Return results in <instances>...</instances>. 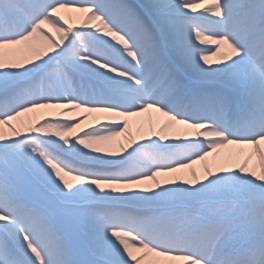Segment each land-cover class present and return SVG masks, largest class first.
I'll use <instances>...</instances> for the list:
<instances>
[{
  "label": "snow or ice",
  "instance_id": "6c2138e0",
  "mask_svg": "<svg viewBox=\"0 0 264 264\" xmlns=\"http://www.w3.org/2000/svg\"><path fill=\"white\" fill-rule=\"evenodd\" d=\"M0 264H264V0H0Z\"/></svg>",
  "mask_w": 264,
  "mask_h": 264
},
{
  "label": "bare ground",
  "instance_id": "6f19581e",
  "mask_svg": "<svg viewBox=\"0 0 264 264\" xmlns=\"http://www.w3.org/2000/svg\"><path fill=\"white\" fill-rule=\"evenodd\" d=\"M203 7V5H201ZM49 31H51V29H49ZM134 120V127L140 126V125H147V116L145 117H137V118H133ZM227 151V150H224Z\"/></svg>",
  "mask_w": 264,
  "mask_h": 264
}]
</instances>
